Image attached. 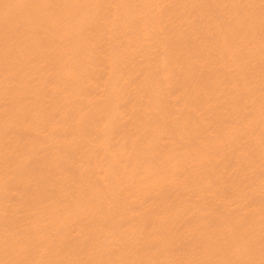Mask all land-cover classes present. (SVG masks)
<instances>
[{"label":"bare ground","instance_id":"obj_1","mask_svg":"<svg viewBox=\"0 0 264 264\" xmlns=\"http://www.w3.org/2000/svg\"><path fill=\"white\" fill-rule=\"evenodd\" d=\"M0 264H264V0H0Z\"/></svg>","mask_w":264,"mask_h":264}]
</instances>
